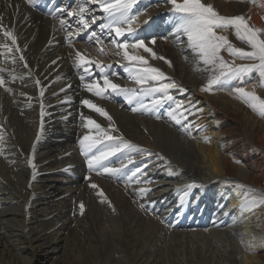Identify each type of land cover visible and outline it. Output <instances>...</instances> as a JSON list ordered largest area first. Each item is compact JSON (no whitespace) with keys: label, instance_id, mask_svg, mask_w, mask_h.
<instances>
[{"label":"bare ground","instance_id":"bare-ground-1","mask_svg":"<svg viewBox=\"0 0 264 264\" xmlns=\"http://www.w3.org/2000/svg\"><path fill=\"white\" fill-rule=\"evenodd\" d=\"M202 2L226 16L242 13L250 17V24L264 29L262 6L240 0ZM83 6L89 9L84 15L91 33H96L102 45L95 38L89 41L91 33L80 42L73 41L85 31H76L78 17L75 22L67 20L68 27L62 28L60 21L64 19L53 20L34 12L25 0H0V23L14 30L20 49L17 51L0 30V45L7 43L13 49L9 53L0 47V76L5 80L0 86V131L4 134L0 143V264H241V252L246 264H264V205L249 211L243 206V190L236 186L243 184L264 193V186H258L264 181V117L244 101L238 102L231 91L219 92L217 87L213 93L201 91L213 73L205 70L208 66L188 47L186 35L177 38L175 31L173 39L168 36L178 23L173 26L174 14L167 0H140L133 12L149 7L133 26L138 37L157 56L171 61V66L142 49L136 54L144 55L151 66L186 89L170 90L175 101L183 102L180 111L186 119L181 117L177 124L169 116L175 108L173 101L152 108L159 93L144 98L151 111L133 112L135 102L130 104L111 89L103 97L87 91L84 84L93 79L103 87L102 74L95 65L88 70L91 75L83 67L77 68V51L100 62L114 83L136 89L140 85L129 78L124 68L128 61L117 56L111 44L112 39L124 38L101 30L100 25L108 21L98 4L84 1ZM162 31L163 37L159 35ZM155 34L159 38L153 45L151 36ZM229 34L250 50L233 30ZM21 54L27 67L19 58ZM244 79L248 88L264 97L258 75ZM235 87L237 83L230 81L223 89L233 91ZM41 88L45 90L43 97ZM83 100H91L113 118L119 131H110L112 136L122 134L125 140L148 150L147 154L132 153L134 162L120 171L123 176L105 173L103 166L120 168L121 161L127 162V151L117 152L89 170L79 141L97 133L86 127L81 117L91 118L105 129L110 122L82 104ZM41 102L45 106L42 132ZM188 125L191 128L185 130ZM111 143L103 140L93 151L105 150ZM137 168L142 173L129 182ZM141 187L151 191L141 197L137 194ZM99 190L111 205L101 202ZM194 193L187 211V201ZM210 210L214 218L204 223Z\"/></svg>","mask_w":264,"mask_h":264},{"label":"snow or ice","instance_id":"snow-or-ice-1","mask_svg":"<svg viewBox=\"0 0 264 264\" xmlns=\"http://www.w3.org/2000/svg\"><path fill=\"white\" fill-rule=\"evenodd\" d=\"M29 3H34L35 0H28ZM86 3L98 4L102 12L107 18V23L101 24L100 28L108 29L110 34L114 33L116 38L124 39H112L111 44L115 47L116 55L121 56L122 59L128 61V64L124 65L125 71L129 73V78L132 79L137 85H140L139 89L136 88H125L120 84L114 83L109 76L105 73L104 66L91 58L86 57L83 53L77 51L75 53L76 67H83L84 71L91 75L88 71L90 67L95 65L100 68L103 79V87L100 86L99 80L93 79L90 83H85L84 87L87 91L94 93L98 97H103L106 90L111 91L117 95H123L127 98L131 104L135 102L136 107L132 108L133 112L137 111H151V109L144 103V98L155 97L156 94H160L159 99L152 100V108L161 105L167 101H173L175 108H173L168 114L176 121L177 124L181 123V117H183V102L175 101L174 97L170 94V90L176 89L180 92H185L182 86L176 81L171 80L166 74L159 68L153 67L149 64L148 59L144 55L136 54L137 50H143L146 53H150L154 59L165 60L166 63L171 66V61L166 60L163 56H157V54L148 47L144 39H140L137 34L136 28L133 26L138 20L139 16L145 14L149 6H145L143 11L133 12L134 7L140 2V0H85ZM172 6V13L179 19V24L176 27L177 33H183L186 35L188 40V47L199 57V60L206 66L205 70L211 71L213 74L209 78L207 84L201 89L204 92H210L214 86L223 89L232 80L243 81L245 77H250L252 73H256L261 81V86L264 87V29L255 27L250 24V17L245 18L244 15L227 17L220 15L218 11L211 4H205L202 0H167ZM252 4H257L258 0H249ZM260 6L264 7V4ZM89 9L80 6L78 11L68 12L69 16H77L79 27L77 32L84 31L90 27L88 19L85 18V13ZM95 16L92 17L94 22ZM2 20V16H0ZM145 24L149 23L148 20L144 21ZM61 27L66 28L68 25L66 21H60ZM232 29L235 33L236 38L247 44L250 50L236 47L229 41L228 37L220 35L217 30L226 31ZM0 30L3 31V36L10 39L11 44L16 47L17 36L14 30L5 29L3 24L0 23ZM68 36L71 37L72 33L69 32ZM97 44L102 45V41L96 36L95 32H92L88 39L93 40ZM131 38V39H129ZM72 41L69 39V44ZM155 44L156 40L153 38L150 42ZM7 50L12 52V47H9L7 43L0 45ZM101 54H104V49L101 47ZM221 52H227L233 58L241 60L253 61L252 63L236 65L234 60L229 63L221 55ZM20 60L24 61V56L20 55ZM15 57H13V62ZM55 63V61H53ZM24 66L27 67V62L24 61ZM110 67V66H109ZM60 79V77H57ZM85 77L82 75L81 80L84 81ZM15 80V77H13ZM37 85L40 84L39 79L35 81ZM5 85L3 76H0V86ZM8 92H12L11 88L5 89ZM44 89H40V97L44 96ZM63 91V89H62ZM233 91L237 94V97L244 101L254 112H257L260 116L264 117V98H261L254 91H246L243 87H235ZM21 95H26L21 93ZM107 98V97H104ZM82 104L88 106L94 111L98 112L101 116H104L110 122L109 129L102 128L95 120L87 117H81L86 120V127L93 128L96 130L97 136L85 135L80 141L81 149L85 157H87V164L89 170H95V167L101 165V162L107 160L109 156L115 155L117 152L127 151L128 159L125 163L121 161L120 168H109L103 166V172L112 173L115 175L120 172L127 164L134 162L133 152L140 154H147V149H141L138 145L133 144L131 141L125 140L123 135L112 136L110 131H119L115 127L113 118L107 113V111L94 104L91 100H83ZM44 104H40V116L41 124L40 131L44 129L43 117L45 116ZM194 107V105H193ZM187 111V109H184ZM186 119V117H183ZM191 125H188L187 129H190ZM189 135L191 133L189 132ZM39 139V137H37ZM205 142H209L208 138L205 137ZM103 140L112 141L111 144L105 146V150H96L97 144H100ZM4 141V134L0 131V143ZM34 151V149H33ZM2 149H0V155H2ZM240 163V161H236ZM33 168V179H35L36 165L32 164ZM142 173V169L137 168L132 172L128 178L129 182L132 181L133 177H136L137 173ZM136 183H141L140 180H136ZM145 183H151L146 181ZM242 191L243 206L247 207L249 211L252 208L264 205V193H259L258 190L251 188L250 186L238 184L236 185ZM90 187L97 189L98 185L91 184ZM191 187V185H189ZM151 191V188L141 187L137 190V194L141 197L146 196ZM101 197V202H107L111 205V201L108 200L103 190H99L97 193ZM141 209L145 208L144 204L140 205ZM80 214L83 215L85 206L81 202L79 205ZM113 211L115 208L113 207ZM163 223V221H161Z\"/></svg>","mask_w":264,"mask_h":264},{"label":"rangeland","instance_id":"rangeland-1","mask_svg":"<svg viewBox=\"0 0 264 264\" xmlns=\"http://www.w3.org/2000/svg\"><path fill=\"white\" fill-rule=\"evenodd\" d=\"M241 2H249V0H240ZM264 2V1H263ZM251 5H252V3H251ZM253 6H260V4L259 3H257V4H254ZM220 12V14H221V12H223L222 10L221 11H219ZM249 12H250V10H249ZM224 13V12H223ZM222 13V14H223ZM221 14V15H222ZM225 14V13H224ZM223 14V16H226V15H224ZM243 15L242 13H237V14H235L234 16H238V15ZM250 14H251V12H250ZM245 16V15H244ZM165 17V20L168 18V16H166V15H164L163 16V18ZM227 17H232V16H227ZM245 18H247V17H245ZM174 20V21H173ZM179 20H178V18H176L175 17V15H173V18H172V22H173V26L174 25H177V23L179 24V22H178ZM163 23H165L166 24V22H164L163 21ZM170 23L171 22H169V24L167 25V27H170ZM251 25H253L252 23H251ZM178 26V25H177ZM254 26V25H253ZM255 27H257V25H255ZM259 28V27H258ZM145 28L143 27L142 28V30H141V33L143 32V30H144ZM231 28L230 29H228V30H226V31H221V30H217L218 31V33L220 34V35H224V36H226V37H228V39H229V41H231V43L233 44V45H235L236 47H239V48H244V47H241L240 45H238V43L237 42H235L234 40H233V37H232V35H230L229 33L231 32ZM145 31V30H144ZM176 30H174V31H171L170 30V32L168 31L167 33H168V36H170L171 37V39H173L174 38V36H172V34L174 35V32H175ZM170 33V34H169ZM182 33V32H181ZM181 33H177V34H175V37H177V36H183V33H182V35H181ZM143 34V33H142ZM165 34V31H162V33L161 34H159L161 37H163V36H165L164 35ZM158 34H155V36H151V39H153V38H159V37H156V36H159ZM230 36V37H229ZM178 38V37H177ZM245 50H248V49H246V48H244ZM221 55L224 57V59L226 60V61H228L229 63H232L233 62V60H234V62H235V64L236 65H240V64H247V63H252L253 61H248V60H241V59H238V58H233L232 56H230L227 52H221ZM90 70H93V68H91ZM253 75H257L256 73H252ZM231 82H233V83H237V87H243V88H245V90L246 91H249V92H252V91H254V92H257L256 94L257 95H259L261 98H262V95H260L259 93H258V91L257 90H253V88L251 87V88H248V86H246V80L244 79L243 81H241V80H232ZM238 82H239V84H238ZM243 82H244V84H243ZM242 83V84H241ZM207 83L205 82V83H203L202 85H201V89L206 85ZM241 84V85H240ZM239 85V86H238ZM222 90H224V91H231L230 93H232L234 96H237V94L235 93V92H233L232 91V89H230V88H228V89H221L219 92H221ZM215 91H218L217 89H216V87H214L213 88V90L212 91H210V93H213V92H215ZM204 92V91H203ZM238 97H236V100L239 102V101H243V100H241V99H237ZM264 98V97H263ZM256 113V112H255ZM257 115V114H256ZM116 155V154H115ZM123 170V169H122ZM117 175L118 176H123V174L121 173L120 174V172H118L117 173ZM130 175V173H128V175H126V176H129ZM60 181V183H67V181L66 180H59ZM264 181H262L260 184H258V186H264V183H263ZM260 193H262L261 191H259ZM195 196H196V193H194L193 194V197L190 199V200H188L187 202H188V207L186 208V210L187 211H189L190 209H191V205L193 204L192 202H193V199L195 198ZM204 199V198H203ZM192 203V204H191ZM181 206H183V203H181ZM150 214L152 213L153 214V211H148ZM211 212H212V210H210L209 211V216L207 217L208 219L207 220H205V222L204 223H209V222H211L213 219L212 218H214V217H212V215H210L211 214ZM155 213V212H154ZM211 216V217H210ZM212 219V220H211ZM211 220V221H210ZM99 232V231H98ZM244 239V238H243ZM242 254H243V252H241L240 253V255H239V259H240V262H241V264H246L244 261H245V259L243 258V256H242Z\"/></svg>","mask_w":264,"mask_h":264}]
</instances>
